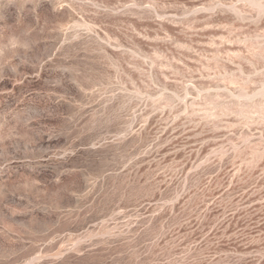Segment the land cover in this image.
Returning a JSON list of instances; mask_svg holds the SVG:
<instances>
[{
  "label": "rangeland",
  "instance_id": "374dc122",
  "mask_svg": "<svg viewBox=\"0 0 264 264\" xmlns=\"http://www.w3.org/2000/svg\"><path fill=\"white\" fill-rule=\"evenodd\" d=\"M0 264H264V0H0Z\"/></svg>",
  "mask_w": 264,
  "mask_h": 264
}]
</instances>
